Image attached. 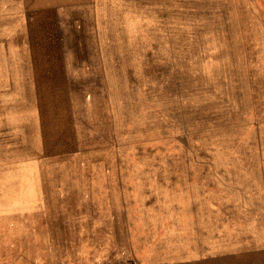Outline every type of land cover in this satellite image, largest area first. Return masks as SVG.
I'll list each match as a JSON object with an SVG mask.
<instances>
[{
	"label": "rangeland",
	"instance_id": "rangeland-1",
	"mask_svg": "<svg viewBox=\"0 0 264 264\" xmlns=\"http://www.w3.org/2000/svg\"><path fill=\"white\" fill-rule=\"evenodd\" d=\"M0 264H264V0H0Z\"/></svg>",
	"mask_w": 264,
	"mask_h": 264
},
{
	"label": "crops",
	"instance_id": "crops-1",
	"mask_svg": "<svg viewBox=\"0 0 264 264\" xmlns=\"http://www.w3.org/2000/svg\"><path fill=\"white\" fill-rule=\"evenodd\" d=\"M258 199H259V197H257V202L259 203ZM258 219H259V218H258Z\"/></svg>",
	"mask_w": 264,
	"mask_h": 264
}]
</instances>
